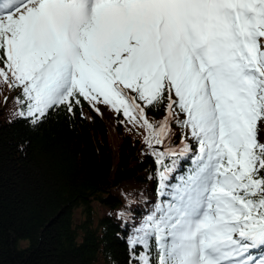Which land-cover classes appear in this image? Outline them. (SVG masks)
Instances as JSON below:
<instances>
[{
	"label": "snow or ice",
	"instance_id": "6c2138e0",
	"mask_svg": "<svg viewBox=\"0 0 264 264\" xmlns=\"http://www.w3.org/2000/svg\"><path fill=\"white\" fill-rule=\"evenodd\" d=\"M0 85L34 127L86 103L144 130L129 264H264V0H0Z\"/></svg>",
	"mask_w": 264,
	"mask_h": 264
},
{
	"label": "trees",
	"instance_id": "16d2710c",
	"mask_svg": "<svg viewBox=\"0 0 264 264\" xmlns=\"http://www.w3.org/2000/svg\"><path fill=\"white\" fill-rule=\"evenodd\" d=\"M18 94L0 85V264H129L127 213L138 221L157 200L144 130L86 103L34 127Z\"/></svg>",
	"mask_w": 264,
	"mask_h": 264
}]
</instances>
